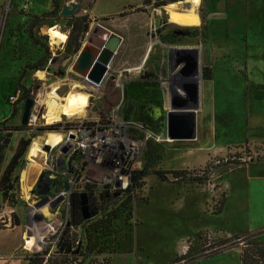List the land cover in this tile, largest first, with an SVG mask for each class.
<instances>
[{
  "label": "rangeland",
  "instance_id": "1",
  "mask_svg": "<svg viewBox=\"0 0 264 264\" xmlns=\"http://www.w3.org/2000/svg\"><path fill=\"white\" fill-rule=\"evenodd\" d=\"M72 1L78 8L71 16L86 14L81 10L91 0H0V122L6 120L17 129L3 164L19 139H29L14 172L22 186L17 185L11 201L0 204L2 229L22 231L15 253L24 259L34 251L57 250L61 233L67 234L74 250L81 237L89 239L92 247L82 248L85 257L57 258L59 264H171L199 233L215 238L249 232L264 243V214L249 208L246 192L240 197L236 192V203L216 213L231 195L229 173L259 165L264 158V0H200L195 7L198 26H181L168 19L170 3L176 4L174 10L184 11L189 8L188 0L168 1L158 7L153 6V0L148 4L143 0H95L92 13L112 16L106 22L110 27L127 34L125 23L131 24L124 42L135 47L138 64L127 66L123 58L127 53H122L110 66V74L121 80L119 84L135 83L131 97L109 98L103 93L98 104L99 108L118 106L122 124L118 133H111L134 141L137 148L130 158L131 152L123 146L120 171L140 170L143 177L126 197H105L101 203L97 196L107 190L98 184V175L93 174L91 188L77 185L76 189L89 192L95 208H101L100 214L86 223L79 222L76 213L66 210L60 201L59 192L77 181L65 165L56 170L54 188L45 193L36 187L45 165L61 156L60 145L67 131L78 125L83 115L93 118L97 112V103L91 106L97 99L90 93L92 89L73 81L76 74L69 65L77 52L63 58L71 16L61 17L59 12ZM123 12L126 14L121 15ZM51 27L66 36L63 48L62 42L51 43L47 35ZM184 47L198 50L196 137L171 141L166 136L165 117L168 74L175 54L171 61L167 55L168 49ZM126 68L133 70L120 72ZM17 84L28 87L35 102L31 111L35 119L26 126L20 124L22 108L11 115V103L6 100ZM55 86L50 98L59 105L73 93L92 96L78 115H60L49 121L44 102ZM182 169L197 170L206 180L199 184L174 180L169 172ZM246 179L243 174L236 178L237 190ZM15 219L18 225H14ZM31 222L37 226L55 223L52 230L44 227L42 245L36 248L28 246ZM59 252L65 253V247ZM192 264H239L237 249Z\"/></svg>",
  "mask_w": 264,
  "mask_h": 264
},
{
  "label": "trees",
  "instance_id": "2",
  "mask_svg": "<svg viewBox=\"0 0 264 264\" xmlns=\"http://www.w3.org/2000/svg\"><path fill=\"white\" fill-rule=\"evenodd\" d=\"M168 1L174 0H153V6L158 7L160 5L165 4ZM151 0H143V4L150 3ZM94 3V0H91L87 7L84 9H90ZM52 10V12H54ZM45 14V13H43ZM123 12L121 15H125ZM88 16L87 14H82L78 16H71L69 26L70 30L68 33V37L65 44V50L63 53V58H66L69 55H73L80 48V41L83 39L84 34L88 30ZM61 73V72H60ZM17 87L23 88V93L20 98L15 103H11V115H13L18 108H23L24 101L30 98L29 92L30 89L24 85L17 84ZM7 100V97H6ZM17 131L14 126L6 124V120L0 122V204L1 202H8L12 200L13 195L15 194V190L17 185H19V178L17 175H14L15 170L18 168L23 156L26 153V150L29 145V139H19L15 150L8 161L4 163L5 160V150L10 143V139L13 133ZM174 180L183 181L186 183H203L206 180V176L197 172V170H172L169 172ZM143 177V174L140 170H134L131 172L129 183L127 188L124 190L112 191L105 193H100L97 198L100 201L99 203L106 200L107 198H119L126 197L128 194L132 192L133 186L136 185V182L139 181ZM89 186H87V189ZM91 188V187H90ZM89 194V192L87 193ZM93 203V208L96 211V216L100 214V209L95 208ZM223 205V203H222ZM79 205L76 204L72 206V202H70L69 209L71 212H78ZM221 210H218L216 213H220ZM92 218L87 220H81V222L86 223L90 221ZM80 222V221H79ZM14 225H18V220L15 219ZM0 229L2 227L0 226ZM65 241L69 244V239L67 238L66 233H61L58 243L61 241ZM189 246L186 252L183 255L175 257L171 264H192L197 259L201 258H210L213 257L224 250H229L232 248L237 249V258L239 264H264V243L257 239V236L253 233L242 232V233H234L229 234L228 236H218L215 238H211L208 233H199L194 237L189 239ZM57 243V244H58ZM87 245L92 247V243H90L89 239L81 237L79 243L77 244L76 249L78 250L76 253H61L59 249H62L58 246L57 250L49 251V250H40L34 251L31 255L26 256L23 260L24 264H59L56 259L61 257L63 259H67L70 255L76 256H88L86 253H83V249L87 248ZM95 247V244H93ZM65 247V246H64ZM72 247V246H71ZM93 247V248H94ZM66 250V247H65ZM82 252V253H81ZM53 257V258H52ZM54 259V260H53ZM50 262V263H48ZM67 264V263H65Z\"/></svg>",
  "mask_w": 264,
  "mask_h": 264
},
{
  "label": "water",
  "instance_id": "3",
  "mask_svg": "<svg viewBox=\"0 0 264 264\" xmlns=\"http://www.w3.org/2000/svg\"><path fill=\"white\" fill-rule=\"evenodd\" d=\"M78 8L76 2H69L61 7V17L71 16ZM122 38L114 33L99 35L97 30H92L77 51L71 71L84 80L83 85L91 88H99L111 73V63L117 53ZM100 42V45L97 43ZM175 54V60L171 65L169 81V105L166 111V136L171 141H188L196 137V112L199 107L197 94L198 80V53L195 48L168 49V60ZM181 65V66H180ZM180 66V67H179ZM179 67L178 70H176ZM176 68V69H175ZM175 85V86H174ZM33 107L32 99L24 101L20 114V124L26 126L30 111ZM66 152L67 148H61ZM37 182L36 187L39 185ZM81 220H87L96 215V211L90 208L89 199L85 192L79 195ZM60 248L66 247L65 252L76 253L68 243H58Z\"/></svg>",
  "mask_w": 264,
  "mask_h": 264
},
{
  "label": "built area",
  "instance_id": "4",
  "mask_svg": "<svg viewBox=\"0 0 264 264\" xmlns=\"http://www.w3.org/2000/svg\"><path fill=\"white\" fill-rule=\"evenodd\" d=\"M22 93L23 88L16 87L7 96V102H17ZM88 97H90L89 94ZM93 100L96 101H92L91 106H95L97 103L95 106L97 112H94L95 117L90 118L87 115H83L78 125L67 131L65 139L60 145V149L66 147L67 151L61 152L60 157L56 155L52 164L45 165L42 171V180L37 186V188L43 189L45 193L54 188L53 179L56 176V170L61 169L62 165H65L70 177L77 179L76 182L72 181L67 188L59 192L60 201L65 205L66 210H68L70 195H79L81 192H84L80 188L76 189L77 185L90 187L91 184L95 183V181L91 180L94 177V173L101 180V183L98 184L104 186L108 192H112L126 189L132 172L122 173L120 171L123 167L120 153L125 150L130 151V158H132L133 154L137 151V148L134 146L135 142L124 136L119 135L115 137L111 133L112 131L113 133H118V129L122 124L121 118L117 115L118 107L99 108V98ZM34 107L35 102L33 101L32 109ZM31 111L27 125L35 119ZM123 146L125 147L124 151ZM87 195L90 196V194Z\"/></svg>",
  "mask_w": 264,
  "mask_h": 264
},
{
  "label": "crops",
  "instance_id": "5",
  "mask_svg": "<svg viewBox=\"0 0 264 264\" xmlns=\"http://www.w3.org/2000/svg\"><path fill=\"white\" fill-rule=\"evenodd\" d=\"M94 2H96L94 0ZM83 13H86L88 16V30L84 34L83 39L80 41V47L86 37L89 35V32L92 30H97V33L99 35H103V33H114L122 38L121 45L115 54L111 66L114 65L115 58L122 54V56L127 53L126 56H123L125 60H127V66H130L131 68H134L138 64L139 56L137 53H135V47H133L131 44H127L124 42L125 37L127 34H130L131 31V24L125 23L127 34L126 32H122L117 28H112L109 26V24H106L108 21V18L112 17L110 15H96L93 14L91 9H82ZM78 16V15H76ZM115 26V25H114ZM68 27L70 29V26L68 24ZM117 27V26H116ZM261 31L263 30V27L259 28ZM67 33H69L67 31ZM64 47V42L61 44V48ZM79 50V49H78ZM75 54V53H74ZM77 54V53H76ZM71 55L67 56L65 59L67 60ZM76 55L73 58V61L70 63L69 68L71 69V66L74 62ZM65 60V61H66ZM64 61V62H65ZM181 66V65H180ZM179 66V67H180ZM179 69V68H178ZM133 69H122L120 72H131ZM111 75V74H110ZM113 77H116L115 75H112ZM73 81H77V84L83 85L84 80L76 75ZM120 79H110L107 77V79L102 83V85L99 88H91L90 93L93 94L94 97L100 98L103 93L108 95L109 98H116L120 96V98L124 99L126 97H131V90L134 89L135 83H130L129 85H122ZM108 84L107 88L106 85ZM120 92V94L118 93ZM118 93V94H117ZM170 93V89H169ZM92 94L90 96H92ZM118 107V106H117ZM249 115L247 116L246 120L249 122ZM263 137V136H262ZM261 138V137H260ZM262 141H264V137L261 138ZM244 175L248 177L246 179V183L242 185V187H239L237 190L236 188V178L240 175ZM20 187L22 186V180L20 179ZM228 191L231 195H228L229 198L226 200V202L223 203V208L221 209V212L226 209L227 206L232 205L236 203V199L238 196L242 195L243 192L247 193V202L249 203V208L252 210H257L259 212H262L264 214V207L262 204H264L263 200V194H264V158L260 162L259 165L256 166H248L244 169L231 171L228 175V183H227ZM246 190V191H245ZM238 192V196L237 193ZM240 192V193H239ZM254 196V198H253ZM228 208V207H227ZM264 227V226H262ZM18 228L17 226H14L13 229ZM22 240V231L20 229H15L14 232L7 231L4 229H0V264H24L23 260L20 259V256L15 253L16 248L19 246L20 242Z\"/></svg>",
  "mask_w": 264,
  "mask_h": 264
},
{
  "label": "bare ground",
  "instance_id": "6",
  "mask_svg": "<svg viewBox=\"0 0 264 264\" xmlns=\"http://www.w3.org/2000/svg\"><path fill=\"white\" fill-rule=\"evenodd\" d=\"M200 0H188L190 3L189 8L184 11H176L173 8L176 4L170 3L166 9L168 11V19L170 22L181 25V26H198L200 24L199 15L195 11V7L198 5ZM47 35L51 43L56 44L59 42H64L66 36L56 30L54 27L47 29ZM198 53V50H197ZM39 74V72H37ZM42 76V73H40ZM57 86V85H56ZM56 86L53 87L52 91L47 95L45 100V104H47V116L48 120H58L60 115L72 117L74 115H78L83 111V108L87 105L88 95L84 92L73 93L65 97V102L59 105L56 100L51 99L55 95L54 90ZM51 97V98H50ZM50 98V99H49ZM85 110V109H84ZM34 213V212H32ZM37 215V214H36ZM32 216V215H31ZM34 216V215H33ZM55 223L44 224L37 226L34 223H30L31 228L29 229V237H30V245L31 248H36L42 245L44 232L42 230H52ZM38 229V230H37ZM40 231V232H39Z\"/></svg>",
  "mask_w": 264,
  "mask_h": 264
},
{
  "label": "flooded vegetation",
  "instance_id": "7",
  "mask_svg": "<svg viewBox=\"0 0 264 264\" xmlns=\"http://www.w3.org/2000/svg\"><path fill=\"white\" fill-rule=\"evenodd\" d=\"M65 188H67L66 186H65ZM82 193V192H81ZM87 194V193H86ZM80 195V194H79ZM79 195H76V194H71L70 195V197H69V199H68V209H69V207H70V202H72V206H75L76 204H78L79 205ZM88 196V195H87ZM88 199H89V204H90V208L92 207V203H91V198H90V196H88ZM80 206V205H79ZM79 210H80V213H78L77 211L76 212H73V214L74 213H76V216H77V219H78V221H81V209H80V207H79ZM94 210V209H93ZM61 243H66L65 241H63V239H62V241H61Z\"/></svg>",
  "mask_w": 264,
  "mask_h": 264
}]
</instances>
